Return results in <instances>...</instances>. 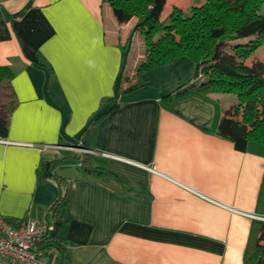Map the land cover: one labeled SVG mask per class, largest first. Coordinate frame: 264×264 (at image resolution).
Here are the masks:
<instances>
[{"label": "crops", "instance_id": "0c3cea01", "mask_svg": "<svg viewBox=\"0 0 264 264\" xmlns=\"http://www.w3.org/2000/svg\"><path fill=\"white\" fill-rule=\"evenodd\" d=\"M133 23L103 0H0V214L56 224L50 264H247L264 145L214 131L235 94L176 95L189 58L136 73Z\"/></svg>", "mask_w": 264, "mask_h": 264}, {"label": "trees", "instance_id": "16d2710c", "mask_svg": "<svg viewBox=\"0 0 264 264\" xmlns=\"http://www.w3.org/2000/svg\"><path fill=\"white\" fill-rule=\"evenodd\" d=\"M103 1L109 4L118 22L134 19L125 49L127 52L133 33L138 32L144 44V57L137 63L136 73L179 57L189 58L194 64L193 77L199 76L200 79L176 95L235 94L236 104L222 117L217 115L214 131L229 138L238 150H246L253 143L264 145V58L246 63L260 46H264V0H203L201 4L191 6L189 13L177 5L164 12L167 0ZM4 78V71L0 68V82ZM7 130V116L0 114V137H5ZM52 164L44 162L39 177H43L44 170L45 174H50ZM65 198L63 191L52 202L49 207L52 215L57 206L65 203ZM257 209L264 214V180ZM262 227L264 220L253 221L254 235L249 237L244 252L247 264H264V231L256 235ZM55 230L56 224L42 243L52 239Z\"/></svg>", "mask_w": 264, "mask_h": 264}, {"label": "built area", "instance_id": "2783aa9c", "mask_svg": "<svg viewBox=\"0 0 264 264\" xmlns=\"http://www.w3.org/2000/svg\"><path fill=\"white\" fill-rule=\"evenodd\" d=\"M79 149L90 151L83 147ZM251 217L264 220V215L251 214ZM53 227L49 222L33 219H24L13 225L0 214V258L3 257L6 264H50L38 245Z\"/></svg>", "mask_w": 264, "mask_h": 264}, {"label": "rangeland", "instance_id": "374dc122", "mask_svg": "<svg viewBox=\"0 0 264 264\" xmlns=\"http://www.w3.org/2000/svg\"><path fill=\"white\" fill-rule=\"evenodd\" d=\"M203 2V0H167V4L165 5V8H164V12H168L169 10H170V8H171V6L172 5H177V6H179L180 8H182L184 11H185V13H189V11H190V7L191 6H196V5H199V4H201ZM241 40H246V38L245 39H241ZM142 41V43H141V45L143 46H141V52H142V50H143V48H144V44H143V40H141ZM226 45H227V47L229 46V44L228 43H226ZM144 51V50H143ZM182 59H185V60H189L187 57H181ZM262 58H264V46H260L258 49H257V51H256V53L255 54H253V56H251L250 58H248L247 60H246V63H251V61L252 60H254V59H262ZM179 69H182L181 67L179 68ZM200 78H199V76H196V77H194V78H190L189 79V81L188 82H185L184 84L187 86L188 84H190V83H195V82H197L198 80H199ZM212 93V92H211ZM214 93H216V92H214ZM9 97L8 96V94H7V92L2 88V86L0 85V106H1V104H3L5 101L7 102V103H9V101H10V97H9V99H7L6 100V98L5 97ZM233 96V95H232Z\"/></svg>", "mask_w": 264, "mask_h": 264}]
</instances>
